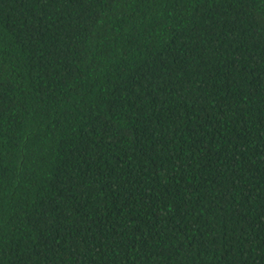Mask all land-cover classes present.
<instances>
[{
	"label": "trees",
	"instance_id": "obj_1",
	"mask_svg": "<svg viewBox=\"0 0 264 264\" xmlns=\"http://www.w3.org/2000/svg\"><path fill=\"white\" fill-rule=\"evenodd\" d=\"M0 264H264V0H0Z\"/></svg>",
	"mask_w": 264,
	"mask_h": 264
}]
</instances>
